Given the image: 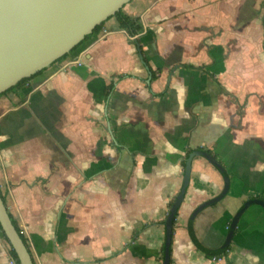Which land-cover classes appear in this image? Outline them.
Instances as JSON below:
<instances>
[{"label":"crops","instance_id":"1","mask_svg":"<svg viewBox=\"0 0 264 264\" xmlns=\"http://www.w3.org/2000/svg\"><path fill=\"white\" fill-rule=\"evenodd\" d=\"M122 11L143 26L149 66L111 16L73 59L0 95V191L34 264H163L164 222L195 150L226 174L194 157L171 264H264L258 204L227 250L206 254L245 201L264 200V0H131ZM226 177L227 194L191 223ZM12 259L0 235V264Z\"/></svg>","mask_w":264,"mask_h":264},{"label":"water","instance_id":"2","mask_svg":"<svg viewBox=\"0 0 264 264\" xmlns=\"http://www.w3.org/2000/svg\"><path fill=\"white\" fill-rule=\"evenodd\" d=\"M131 0H0V95L25 78L51 66L70 53L84 38L108 18L115 15ZM138 55L146 64L142 51ZM147 83L150 84L151 72ZM203 156L219 168V163L204 150L192 151L185 161L183 183L171 205L165 225L163 264H171L174 220L184 201L190 182L192 161ZM227 181V177L225 178ZM223 192L199 205L190 222L205 208L217 203ZM253 204L264 208V200L251 198L235 214L222 247L213 250L219 254L228 249L242 214ZM0 226L15 250L19 264H34L30 251L13 223L0 192ZM210 252V250H208Z\"/></svg>","mask_w":264,"mask_h":264},{"label":"trees","instance_id":"3","mask_svg":"<svg viewBox=\"0 0 264 264\" xmlns=\"http://www.w3.org/2000/svg\"><path fill=\"white\" fill-rule=\"evenodd\" d=\"M113 16H116L117 18H118V22H119V25H120V28H122V29H124V30H126L128 33H129V35L131 36V37H133V39H132V42L133 43H135L136 45H137V47H138V49H140L141 51H142V54H143V50H142V47H141V41H140V38L137 36V35H139V33H141L142 32V30H143V26H142V24H141V22H140V20L138 19V18H132V17H130V16H128V15H126L125 13H123V11H122V9L120 10V11H118L115 15H113ZM104 23L105 22H103L102 24H100V25H98L94 30H93V32L91 33V34H89V35H87L85 38H84V40L81 42V43H79L70 53H68V54H66V55H64V56H62L59 60H57V61H61V60H66V59H73L74 58V55H75V52L76 51H78L86 42H88L89 40H91L92 39V37L94 36V35H97L101 30H102V28H103V26H104ZM144 55V54H143ZM144 60H145V57H144ZM56 61V62H57ZM145 62H146V64L149 66V64H148V62H147V60H145ZM150 68V72H151V80L150 81H153V80H155L156 79V77H157V72L159 71V70H156V71H154L151 67H149ZM42 71H44V69L43 70H41V71H39L38 73H36V74H34V75H32V76H30L29 78H25V79H23L21 82H19L17 85H15L14 87H12V88H10L9 90H7L6 92H4V93H2V94H6L7 92H9V91H11V90H13V89H15V88H17V87H19V86H21V85H24L27 81H29L31 78H33V77H35L36 75H38L39 73H41ZM113 88V82H111L108 86H107V93H106V95H109L110 94V90ZM1 94V95H2ZM208 152L209 153H211V151L210 150H208ZM190 154V151H188V153H187V156ZM186 156V157H187ZM218 161V160H217ZM185 163V160H184V162H183V164ZM218 163H219V170L222 172V174H224V176H225V174H226V171H225V168H224V166L222 165V163L220 162V161H218ZM226 184L229 186V182H228V180L226 181ZM228 186H227V188H226V193H225V195L227 194V190H228ZM1 192V191H0ZM1 196H2V198H3V200H4V202H6L5 201V196L2 194V192H1ZM173 202H174V200H172L171 202H170V205H172L173 204ZM10 217L12 218V216L10 215ZM12 220H13V218H12ZM13 223H14V225L16 226V228H17V230H18V232L20 233V235H21V237H22V239L24 240V242L26 243L27 241H26V238H25V236H24V233H21V228H20V226L18 225V223L15 221V220H13ZM174 224H175V220H174ZM189 231H190V233L192 234V236H193V231H192V227H191V224H189ZM173 234H174V229H173ZM0 235H2L5 239H6V237H5V235H4V233H3V231H2V228H1V226H0ZM7 240V239H6ZM26 245H27V243H26ZM208 256H210V257H213V256H216V254L214 253V252H212V251H207V253H206ZM10 255H11V257L13 258V260L15 261V263L16 264H19V260H18V257H17V255H16V252H15V250L10 246ZM171 262H172V260H171Z\"/></svg>","mask_w":264,"mask_h":264},{"label":"built area","instance_id":"4","mask_svg":"<svg viewBox=\"0 0 264 264\" xmlns=\"http://www.w3.org/2000/svg\"><path fill=\"white\" fill-rule=\"evenodd\" d=\"M107 32H104V34H106ZM103 37V36H102ZM79 64H81V62H79ZM21 233H24V231L23 230H21ZM11 263L12 264H14L15 263V261L12 259V261H11Z\"/></svg>","mask_w":264,"mask_h":264},{"label":"rangeland","instance_id":"5","mask_svg":"<svg viewBox=\"0 0 264 264\" xmlns=\"http://www.w3.org/2000/svg\"><path fill=\"white\" fill-rule=\"evenodd\" d=\"M255 207L260 208V206H255Z\"/></svg>","mask_w":264,"mask_h":264}]
</instances>
